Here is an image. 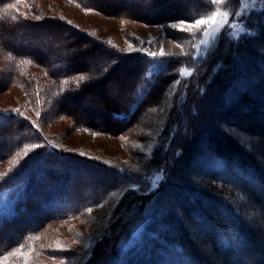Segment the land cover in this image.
I'll list each match as a JSON object with an SVG mask.
<instances>
[{
	"label": "trees",
	"instance_id": "trees-1",
	"mask_svg": "<svg viewBox=\"0 0 264 264\" xmlns=\"http://www.w3.org/2000/svg\"><path fill=\"white\" fill-rule=\"evenodd\" d=\"M17 1L0 0V65L6 61L0 72L5 80L0 86L19 85L31 104L48 97V122L70 115L76 125L104 135L125 134L140 145L150 140L147 132L167 112L160 133L162 144L145 155L148 160L134 172L128 166L63 149L56 151L38 121L14 114L4 116L0 160L29 148V162L38 163L27 173L22 198L15 202L14 211L0 221V259L49 222L42 205L51 199L48 190L53 189L55 196L65 198L70 207L101 206L113 192H123L116 206L128 203L120 216L119 209L106 215L110 211L101 208L100 219L109 216L113 231L104 230L80 264H212L202 242L192 233L193 226L208 239L221 264L247 260L245 264H264L261 232L192 179L214 175L207 165L215 161L225 173L248 176L240 190L246 193L247 204L264 216L262 194L248 187L253 182L256 189L264 186V161L260 159L264 156V3L261 11L249 16L247 33L238 43L231 42L229 22L215 44L191 64L183 56L155 59L141 51L122 53L61 16L51 18L42 11L20 16L13 10ZM73 1L83 9L165 28L176 21L194 22L219 9L210 0ZM239 3L226 0L223 10L234 14ZM166 31L168 37H174L175 31ZM25 65L29 68L24 70ZM186 65H193L191 75L180 76V69ZM30 67L40 71L41 79ZM38 82H46V86ZM170 92L174 94L172 101L167 96ZM245 114L252 116L245 119ZM186 127L190 129L188 135L184 134ZM233 127L236 134L232 137L229 128ZM164 143L166 150L161 148ZM177 152L181 154L177 156ZM162 167L164 177L152 187L151 174ZM9 184L12 181L1 180L0 189ZM140 207L142 211L132 217V210ZM219 207L225 208L230 226L243 237L240 248L217 242ZM145 210L149 218L132 248L136 254L130 258L131 250L113 259L118 254L116 239L123 235L119 224L134 221Z\"/></svg>",
	"mask_w": 264,
	"mask_h": 264
},
{
	"label": "rangeland",
	"instance_id": "rangeland-1",
	"mask_svg": "<svg viewBox=\"0 0 264 264\" xmlns=\"http://www.w3.org/2000/svg\"><path fill=\"white\" fill-rule=\"evenodd\" d=\"M225 2L226 0H223L221 4H216L219 9L214 10L209 15L211 16L216 12L221 14L227 13V22L223 23V26L218 28L212 37L205 36L203 31L190 30L188 25L195 23V21H176L168 24L165 28L160 25L145 24L136 19L107 15L93 9H83L73 0H19L13 10L20 16H33L35 11H42L43 14L51 18L61 16L81 31L99 41L105 42L122 53L141 51L155 59L168 56H183L190 60L188 63L192 64L196 58L206 53L215 44L221 29L228 25L229 22L232 29L230 34L231 42L232 44L238 43L244 34L247 33L246 27L249 16L263 9L264 0H240L238 9L234 14H229V12L223 10ZM217 19L219 20L220 17L218 16ZM174 25L176 27H173ZM241 28L246 29V32H240ZM167 29L175 31L173 35L175 38L167 36ZM236 33H239V35H235ZM202 40H206L207 43L202 44ZM5 62L2 61L1 63L0 72L4 71L5 67L3 65H5ZM192 67L193 65H188L181 68L179 71L180 76H189L186 73H192ZM22 68L25 70L29 67L25 65ZM31 69L36 78L38 76L41 79L40 71L37 68ZM4 80L0 76V82H4ZM38 83L43 87L46 86V82ZM176 83L173 85L174 87H176ZM173 95L172 92L167 95L169 101H172ZM48 104V97H40L39 101H34L31 104L22 87L17 84L1 85L0 123L4 121V116L10 114L19 115L20 117L27 116L30 120L40 123V129L48 141H50V145L56 148V151L63 149L64 151L79 153L108 164L114 163L124 167L128 166L133 172L134 170L137 171L138 167L142 168V163L148 160L144 159V156L150 154V151L154 147H160L164 139L160 137V133L165 125L166 119L164 116L167 109L164 111L163 117L157 121L154 129L147 132L150 140L146 144L142 142L144 144L137 145L125 134L115 136L104 135L90 128L76 125L73 117L70 115L59 116L54 121L48 122ZM70 107H74L72 103H70ZM251 116L250 114H245L244 118L249 119ZM234 128L236 127L229 128L232 137L236 134ZM161 148L162 150H166V143ZM30 151L29 148H25L14 156L0 160V181L4 179L12 181V184L0 189V221L14 211L15 202H18L22 198L27 173L33 171L34 165L38 163L34 161L32 163L29 162L30 159L26 155ZM135 152H139L142 158L137 157ZM25 159V167L20 170ZM207 166L214 170V175L207 177L204 174H201L202 177L193 176L192 179L196 183V186L218 196L224 206L229 204L235 213L237 212L242 221L261 232L259 236L264 240V216L247 204L250 202L246 198V193L240 190V184L246 183L249 177L242 176V174L235 173L231 175L225 173L226 171L220 162L215 161L213 164L211 162ZM161 169L165 170L164 167ZM161 169L156 173L155 171L152 172V180L157 175H161ZM40 171L41 169L38 168V172ZM81 173L79 172V174ZM162 175L164 177V172ZM36 178H38V175ZM160 181H156V184ZM256 185L257 183L253 182V185H248V187L251 188L252 192L262 194L264 200V186L256 189ZM54 191L53 189L48 190V194H51V199L42 205L43 211L48 215L49 222L43 224L39 231L27 236L17 247L6 253L0 259V264H61L60 258H63V264H80L85 253H87L86 257H88V254H91V250L95 248L101 233L104 230L108 233L113 231L111 230L113 227H111L112 223L109 220V216L103 218V220L100 219L101 208L110 211L106 212V215L111 214L113 209H119L118 216H120L122 210L128 207L126 201L122 205L116 206L118 200L122 199L123 192H113L110 194L108 201L106 202L105 199L101 206L70 207L69 202L63 197H56L55 195L57 194ZM87 193H90V189H87ZM219 210L221 215H218L215 219L218 234L216 237L217 242H221L226 246L240 248L239 246L243 244V237L234 232L230 226V223L226 219L225 208L219 207ZM141 211V207L138 209L134 208L132 210V217ZM148 213L145 210L144 214L141 216L139 214L134 221L127 224L123 221L119 224L121 226L118 231H121L123 235L121 239H116V251L118 254L113 259H120L121 253L131 251L139 242L145 222L149 218ZM187 223L189 226H193L192 222ZM191 229L192 233L197 237L198 242H202L200 245L206 255L212 260V264H221L215 257L208 239L203 238L199 230L194 226ZM237 238L239 243H237ZM142 247L143 245L140 249ZM134 249L128 254L131 255L130 258L136 254H134ZM256 252L259 253L258 251ZM167 255L169 257V254ZM246 262L249 261L247 260Z\"/></svg>",
	"mask_w": 264,
	"mask_h": 264
},
{
	"label": "snow or ice",
	"instance_id": "snow-or-ice-1",
	"mask_svg": "<svg viewBox=\"0 0 264 264\" xmlns=\"http://www.w3.org/2000/svg\"><path fill=\"white\" fill-rule=\"evenodd\" d=\"M222 2H223V0H212L213 4H221ZM238 15H239V13H238ZM218 16L220 17L219 20L217 19ZM226 17H227V13L221 14L219 12H216V13H213L211 16H209L205 19H197L195 21V23L189 24L188 28L190 30H196L198 32L203 31L205 36L212 37L217 32L218 28L222 27L223 23L227 22ZM173 27H176V26L174 25ZM240 32H246V29L241 28ZM235 35H239V33H236ZM249 35H253V34L250 33ZM201 43L204 44V43H207V41L202 40ZM161 55H162V53H161ZM182 72H183V70H182ZM186 74L191 75L190 72H188ZM79 79L84 80V76H80ZM200 91L203 92L204 90L200 89ZM194 114H195V112H194ZM189 131H190V129L186 127L184 130V134L188 135ZM121 139H123V137H121ZM37 147H39V145H37ZM180 154H181L180 152L176 153L177 156H179ZM260 159H261V161H264V156H261ZM163 172H164V169H161V175H157L152 180V187H156V181H160L163 178V175H162ZM137 187H139V186H137ZM237 243H239L238 238H237ZM86 256H87V253H85V256L82 257V259H84ZM60 259H61V264H63V258H60Z\"/></svg>",
	"mask_w": 264,
	"mask_h": 264
}]
</instances>
